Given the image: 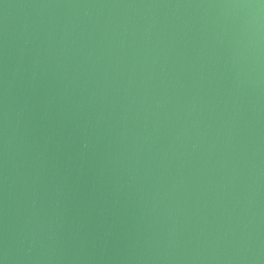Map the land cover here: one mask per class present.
<instances>
[{
  "label": "water",
  "instance_id": "water-1",
  "mask_svg": "<svg viewBox=\"0 0 264 264\" xmlns=\"http://www.w3.org/2000/svg\"><path fill=\"white\" fill-rule=\"evenodd\" d=\"M0 264H264V0H0Z\"/></svg>",
  "mask_w": 264,
  "mask_h": 264
}]
</instances>
